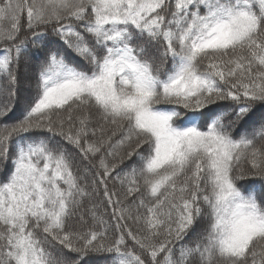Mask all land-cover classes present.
Here are the masks:
<instances>
[{"label":"snow or ice","instance_id":"1","mask_svg":"<svg viewBox=\"0 0 264 264\" xmlns=\"http://www.w3.org/2000/svg\"><path fill=\"white\" fill-rule=\"evenodd\" d=\"M258 110L264 0H0V264H264Z\"/></svg>","mask_w":264,"mask_h":264},{"label":"trees","instance_id":"2","mask_svg":"<svg viewBox=\"0 0 264 264\" xmlns=\"http://www.w3.org/2000/svg\"><path fill=\"white\" fill-rule=\"evenodd\" d=\"M31 65H32V59L30 55L25 56L21 60L19 77H18V85H17V97L15 100V104H16L15 115L16 116H18L20 113L23 112L25 107L28 105V102L31 100V98L35 94V79L32 74ZM262 116H264V112L260 110L255 112L250 118L248 124L239 129V131L236 133V136L238 137L244 131L245 127L250 130L254 124L259 122ZM133 163H135V160H133L132 162H126L124 167L129 168L131 167ZM9 166H10V162H9ZM254 187L259 192L260 185L257 183L254 185ZM202 228H203V223L197 224L194 229L193 235L200 232ZM189 239H191V237H189ZM187 242L188 240L184 241L183 243H187ZM178 247L179 245H177V248ZM87 264H108L107 254H104V253L94 254L88 259Z\"/></svg>","mask_w":264,"mask_h":264}]
</instances>
